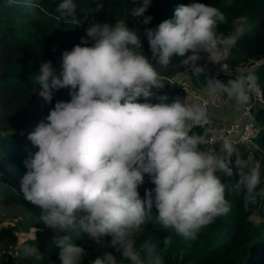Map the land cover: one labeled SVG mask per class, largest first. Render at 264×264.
Instances as JSON below:
<instances>
[{"label":"clouds","instance_id":"clouds-1","mask_svg":"<svg viewBox=\"0 0 264 264\" xmlns=\"http://www.w3.org/2000/svg\"><path fill=\"white\" fill-rule=\"evenodd\" d=\"M16 3L7 0L9 6ZM23 3L33 7L32 0ZM151 3L142 0L131 15L149 24L153 17L145 13ZM102 9L97 4L96 11ZM56 12L76 26L82 24L75 0H61ZM225 22L217 7L200 0L181 3L172 18L146 29L151 56L126 21L94 22L80 43L63 51L59 71L50 60L40 64L34 78L39 90L33 92L52 104L53 90L68 88L70 99L57 100L47 122L28 134L37 150L24 161L20 192L40 207L44 224L60 234L55 241L60 264H83L88 255L69 234L77 229L96 243L110 237L113 251L89 264H118L115 253L130 264H144L133 237L153 208L164 229L194 240L202 228L230 212L222 176L232 177L234 167L245 206L264 197L259 162L240 159L229 138L214 141L192 131L208 124L205 104L180 97L171 103L150 102L153 89L164 87L155 65L166 67L174 56L185 57L183 63L199 76L204 73L202 54L219 62V49L236 43L232 35L218 31ZM257 80L254 72L227 83L208 76L205 94L224 93L228 100L247 105L258 90ZM213 142L216 149L208 147ZM146 176L154 188L141 196ZM25 251L43 259L37 247Z\"/></svg>","mask_w":264,"mask_h":264},{"label":"trees","instance_id":"trees-1","mask_svg":"<svg viewBox=\"0 0 264 264\" xmlns=\"http://www.w3.org/2000/svg\"><path fill=\"white\" fill-rule=\"evenodd\" d=\"M61 0H32L33 7H26L23 0L9 6L7 0H0V157L5 161V174L0 173V195L8 196L31 208L35 214L41 215V209L24 199L20 186L14 185L12 180L20 184L26 173L24 161L29 153H34L27 139L37 124L46 121L49 110L57 100H69V89L53 90L52 104H45L42 98L33 91L39 90L34 83L38 69L43 61H52L59 71L64 50H71L80 43L85 35V29L94 22H108L115 24L126 21L130 30L141 39L145 54L151 56L146 36V29L155 28L165 19L172 18L175 8L192 0H152L151 6L145 15H151L152 21L145 25L141 23L143 17L131 15L134 7L142 0H75L77 15L82 24L76 26L70 20L62 18L56 12ZM202 3L219 8L226 17V22L220 24L218 31L231 35L235 22L246 19L250 24L235 39L236 43L230 47V56L235 68H240L242 74L254 72L257 82L264 91V0H200ZM97 4L103 9L96 11ZM199 62L206 67L210 55L202 54ZM185 57L174 56L166 67L155 65L162 77L164 87L153 89L154 96L151 103H171L175 98L189 90L190 84L200 88L207 84L211 73L195 76L188 66V81L185 77H178ZM235 73L221 72L215 78L227 83L236 78ZM228 100L226 94L222 93ZM165 98V99H160ZM253 100L251 96L250 101ZM234 102V100H228ZM140 102H144L141 98ZM260 125V134L256 144L264 148V104H260L256 111ZM199 130L194 127L193 132ZM245 147V146H241ZM253 149V148H252ZM238 154L240 159L250 164L259 162L261 165V187H264V155L250 152ZM235 157H233V160ZM232 177L222 176L227 185L226 199L231 204L227 215L218 217L213 223L202 228L194 240H185L174 230L164 229L157 220V210L146 218L142 230L133 237L135 246L141 253L144 264H264V197L258 198L255 204L245 206L244 187H236L239 176L233 168ZM222 175V174H220ZM146 188L154 185L145 177V183L140 186L139 192L144 195ZM257 214L260 219H255ZM74 243L82 244L88 255L83 264H89L95 257L105 251H113L109 245L110 237L101 239L99 243L91 241L78 229L69 233ZM13 236V230L3 227L0 229V240ZM60 234L48 228L35 238L23 241L19 247L25 255L22 259H15L10 252L0 253V264H60L59 249L56 239ZM169 240L165 244V239ZM34 246L42 253L43 259H36L27 255L25 249ZM118 264H130L119 253H115Z\"/></svg>","mask_w":264,"mask_h":264},{"label":"rangeland","instance_id":"rangeland-1","mask_svg":"<svg viewBox=\"0 0 264 264\" xmlns=\"http://www.w3.org/2000/svg\"><path fill=\"white\" fill-rule=\"evenodd\" d=\"M250 24L246 19H239L235 22L234 30L232 32V36L236 39V37L246 28H249ZM227 50L229 48H226ZM229 51V50H228ZM214 58H210L206 67L204 68L205 71H210L211 77H215L218 74L216 72L215 65H214ZM217 63L219 67L222 63V60ZM230 69L227 71H233L236 75H241V69L234 68L230 66V61L226 62ZM188 64H183L182 69L179 70V74L174 77V79L178 77H186L185 83L190 84L188 81ZM181 98H187V93L181 94ZM253 148V149H252ZM250 152V157H253L255 154H262L264 155V148H261L258 144L240 147L238 149V154L242 151V153ZM5 166V161L0 157V173L5 174V170L3 166ZM14 185L20 184L12 180ZM255 219H260L257 214H253ZM6 227L8 229L13 230V236H7L4 239L0 240V253L2 252H10L15 259H22L25 255L22 251L19 250L20 245L23 241L27 239L35 238L37 235L42 234L48 229L44 222L41 220V215L35 214L31 208L23 206V204L17 202L16 200L11 199L8 194L0 195V229Z\"/></svg>","mask_w":264,"mask_h":264},{"label":"built area","instance_id":"built-area-1","mask_svg":"<svg viewBox=\"0 0 264 264\" xmlns=\"http://www.w3.org/2000/svg\"><path fill=\"white\" fill-rule=\"evenodd\" d=\"M258 90L252 94L253 100L247 105L239 104V114L235 119L229 121L216 122L208 112V124L199 127L194 133L212 137L213 140L229 138L235 142L236 147L256 145V139L260 134V125L257 121V108L264 104V91L262 86L257 82ZM203 100V96H198ZM206 105V103L203 102ZM210 149H216L217 143L213 142L208 145Z\"/></svg>","mask_w":264,"mask_h":264},{"label":"crops","instance_id":"crops-1","mask_svg":"<svg viewBox=\"0 0 264 264\" xmlns=\"http://www.w3.org/2000/svg\"><path fill=\"white\" fill-rule=\"evenodd\" d=\"M228 50L223 47L219 49L217 56L220 57V60H222V63L220 64L219 67L217 66V63H220V62H218L216 59H212L214 60L215 69H216V72L218 71V74L221 72L234 73L233 71H227L230 68L226 62L230 61V66L232 67L231 69L235 68L232 64V59L230 56V48ZM206 72L210 73V71H206ZM205 88L206 86L198 88L194 86L193 84H190L189 90L186 92L188 96L185 99L189 102L206 103L208 112L212 115L213 119L218 123L221 121L223 122L229 121L237 117L240 111L239 104H237L235 101L230 102L226 100L222 93H218L216 95H206ZM199 95L203 96V100H201L198 97ZM239 148L240 147H238L237 149Z\"/></svg>","mask_w":264,"mask_h":264}]
</instances>
